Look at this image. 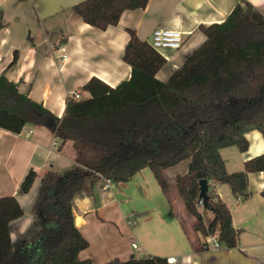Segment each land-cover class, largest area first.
<instances>
[{
	"label": "trees",
	"instance_id": "1",
	"mask_svg": "<svg viewBox=\"0 0 264 264\" xmlns=\"http://www.w3.org/2000/svg\"><path fill=\"white\" fill-rule=\"evenodd\" d=\"M149 2L84 0L72 10L105 31L120 22L124 11L145 9ZM200 30L206 40L161 81L157 75L167 60L127 29L123 61L132 68L130 78L112 87L93 77L81 90L90 96L68 97L61 118L22 94L17 83L0 77V129L20 134L28 124L46 127L59 140L58 151L71 143L76 154L71 169H50L42 177L32 206L36 223L31 238L13 242L11 226L25 212L15 196L0 198V264H93L80 259L90 243L76 225L74 199L102 186L103 180L126 184L150 168L172 202L166 171L182 162H188V172L175 177L174 187L194 220V233L203 238L218 233L222 247L239 246L232 212L214 187L227 185L233 196L246 201L251 197L248 175L262 172L264 178V153L232 173L221 156L228 147L248 151L249 132L259 131L264 139V14L249 2L239 3L224 22ZM18 57L16 52L10 66ZM37 177L30 170L19 194L28 195ZM202 180L209 183L203 210L214 214L208 223L199 205ZM102 264L169 263L166 257L148 255Z\"/></svg>",
	"mask_w": 264,
	"mask_h": 264
},
{
	"label": "crops",
	"instance_id": "2",
	"mask_svg": "<svg viewBox=\"0 0 264 264\" xmlns=\"http://www.w3.org/2000/svg\"><path fill=\"white\" fill-rule=\"evenodd\" d=\"M83 1L0 0V23L3 24L0 29V77L17 83L22 94L42 104L58 118L64 114L66 99L82 90L93 77L112 87L130 78L132 68L123 61L125 46L130 39L127 29L135 30L138 37L149 44L153 31L161 26L186 33L182 48L167 52L169 60L157 75L158 80L167 81L206 40L200 26L224 22L234 7L244 2H249L264 14V0H150L145 9L124 11L117 25L102 31L86 24L73 12L74 5ZM16 52L18 61L10 66ZM63 56L67 59L64 60ZM83 93L86 98L90 96ZM246 138L250 147L244 153L237 147L221 150L230 173L244 170L245 161L264 153L261 132H249ZM59 145V140L46 127L28 124L20 134L0 129V198L15 196L25 212L22 219L11 226L13 242L33 235L36 218L32 214V206L42 177L50 169L62 173L74 165L76 154L72 144H66L62 152L58 151ZM30 170H34L38 177L30 193L20 195L19 189ZM248 179L251 197L246 201L233 196L227 185L214 187L215 194L232 212L234 229L240 231L239 246L222 247L212 252L202 246L203 237L199 233L195 241L190 237L191 251L181 256L173 250L160 251L138 237L128 244L130 249L125 241L118 239L122 234L120 226L104 218L92 222L101 238L98 251L90 252L91 240L86 230L93 201L83 192L74 199L73 211L76 225L89 239L90 246L81 252L80 259L102 264L116 257L128 261L131 256L143 258L154 255L177 258L176 264H264L263 173H250ZM167 203L172 208L173 202L167 200ZM201 211L206 223L213 220L214 214ZM171 214L170 218L180 225L182 217ZM193 223L194 220L191 230ZM133 244L139 249H134Z\"/></svg>",
	"mask_w": 264,
	"mask_h": 264
},
{
	"label": "rangeland",
	"instance_id": "3",
	"mask_svg": "<svg viewBox=\"0 0 264 264\" xmlns=\"http://www.w3.org/2000/svg\"><path fill=\"white\" fill-rule=\"evenodd\" d=\"M188 166V162H182L166 172V179L171 185L169 196L172 198V208L166 205L169 198L164 195L150 168L136 174L129 183L114 184L105 197L102 195L101 186L96 185L91 193H87L93 201V210L87 218L89 225L86 230L91 240L90 252L98 251L101 234L92 222L99 218L115 221L120 226L119 231L122 234H119L118 239L125 241L128 248V244L136 241L135 237H138L160 251L173 250L180 256L190 252V237L194 241L197 239L191 230L193 218L184 211L183 202L177 195L173 181L176 176L185 174ZM171 212L177 217H182L180 225L170 218ZM130 219L137 223L129 226Z\"/></svg>",
	"mask_w": 264,
	"mask_h": 264
},
{
	"label": "built area",
	"instance_id": "4",
	"mask_svg": "<svg viewBox=\"0 0 264 264\" xmlns=\"http://www.w3.org/2000/svg\"><path fill=\"white\" fill-rule=\"evenodd\" d=\"M153 36L151 40V47L154 48L157 52H159L166 60H169V56L167 55L168 51H177L180 50L183 46L184 38L186 33L177 28H167V27H158V29L153 31ZM63 59L66 60V56H63ZM75 100H80L85 98L84 93L81 90H77L73 95ZM103 185L101 186V191L103 197L105 194L112 190L113 182L111 183L109 180H103ZM200 210H203L204 201L200 199L199 201ZM135 224V221H128V225ZM203 246L205 249L209 251H219L222 246L219 242L218 233L209 235L203 238ZM132 247L134 249H139L136 244H133ZM167 262L169 264H176L177 258H167Z\"/></svg>",
	"mask_w": 264,
	"mask_h": 264
},
{
	"label": "water",
	"instance_id": "5",
	"mask_svg": "<svg viewBox=\"0 0 264 264\" xmlns=\"http://www.w3.org/2000/svg\"><path fill=\"white\" fill-rule=\"evenodd\" d=\"M208 191H209V183L207 180H202L200 181V193H199V197H201V199H203L204 204L206 205L209 196H208Z\"/></svg>",
	"mask_w": 264,
	"mask_h": 264
}]
</instances>
